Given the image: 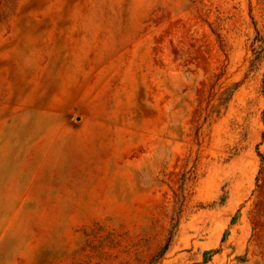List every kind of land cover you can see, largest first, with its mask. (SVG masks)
I'll return each mask as SVG.
<instances>
[{
    "label": "rangeland",
    "instance_id": "rangeland-1",
    "mask_svg": "<svg viewBox=\"0 0 264 264\" xmlns=\"http://www.w3.org/2000/svg\"><path fill=\"white\" fill-rule=\"evenodd\" d=\"M0 264H264V0H0Z\"/></svg>",
    "mask_w": 264,
    "mask_h": 264
}]
</instances>
